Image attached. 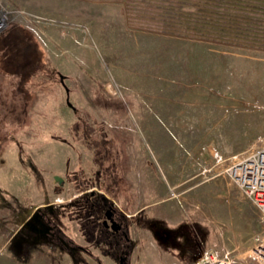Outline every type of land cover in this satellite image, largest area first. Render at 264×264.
<instances>
[{
    "label": "rangeland",
    "instance_id": "rangeland-1",
    "mask_svg": "<svg viewBox=\"0 0 264 264\" xmlns=\"http://www.w3.org/2000/svg\"><path fill=\"white\" fill-rule=\"evenodd\" d=\"M205 3L138 0L128 13L125 0H0V264H114L67 213L86 188L117 208L105 194L117 173L139 191L165 187L202 252L242 259L264 239L227 174L264 143V40L216 41L209 17L195 33ZM234 27L264 38V23ZM35 212L93 257L37 233Z\"/></svg>",
    "mask_w": 264,
    "mask_h": 264
},
{
    "label": "crops",
    "instance_id": "crops-1",
    "mask_svg": "<svg viewBox=\"0 0 264 264\" xmlns=\"http://www.w3.org/2000/svg\"><path fill=\"white\" fill-rule=\"evenodd\" d=\"M112 177V189L105 194L131 220L130 264H195L204 242L197 241L182 210L166 197V188L152 185L151 190L139 191L133 185L124 186V174ZM246 255L235 256L236 264H252Z\"/></svg>",
    "mask_w": 264,
    "mask_h": 264
},
{
    "label": "flooded vegetation",
    "instance_id": "flooded-vegetation-1",
    "mask_svg": "<svg viewBox=\"0 0 264 264\" xmlns=\"http://www.w3.org/2000/svg\"><path fill=\"white\" fill-rule=\"evenodd\" d=\"M102 181L105 183L106 180L103 178ZM100 183L101 181L98 183L99 187L101 186ZM89 189L86 188L83 190L77 196L78 198L73 199L69 203L70 209L67 215L69 214L72 219L75 218L74 220L78 223L80 233L85 241L92 239L95 243L94 246H100V252L110 257L114 264H120V262L127 264L128 257L133 249V242L130 236V221L125 220L119 212V209L104 198L103 195L93 194L91 191L88 192L87 190ZM35 214V219H40L41 223L40 227L34 226V230L37 233L42 232L48 241L68 254L70 253L75 256L78 252V254H84L90 258L93 257V254L86 246L79 243L74 236L65 234L49 216H43V213L41 214L39 212H35ZM53 216L55 217L57 215ZM107 217L112 220L111 225L106 220ZM111 226L113 229H111ZM26 227L32 229L33 223H27ZM90 228L98 230L99 236L97 239L92 237ZM95 262L96 264H101L98 259Z\"/></svg>",
    "mask_w": 264,
    "mask_h": 264
},
{
    "label": "built area",
    "instance_id": "built-area-1",
    "mask_svg": "<svg viewBox=\"0 0 264 264\" xmlns=\"http://www.w3.org/2000/svg\"><path fill=\"white\" fill-rule=\"evenodd\" d=\"M9 23V12L0 8V33ZM227 174L240 189L242 196L257 209L264 223V143L234 157L227 168ZM246 259L252 264H264V239L251 247ZM195 264H236V260L229 253L219 255L213 251H204Z\"/></svg>",
    "mask_w": 264,
    "mask_h": 264
},
{
    "label": "trees",
    "instance_id": "trees-1",
    "mask_svg": "<svg viewBox=\"0 0 264 264\" xmlns=\"http://www.w3.org/2000/svg\"><path fill=\"white\" fill-rule=\"evenodd\" d=\"M173 1H183L184 3H190L191 0H173ZM206 1L204 7H200L197 10V13L191 14L190 16L195 17L196 21L193 28L195 33H204L206 30L209 32V35H213L216 41H222L227 43H235V41H245L243 35L247 36V41L252 42H262V30L254 32L252 34H241L240 31L235 28V24L240 22L243 25L248 23L255 22L258 25L264 23V0H199ZM138 3V0H125V10L130 13L129 10H134V5ZM247 5V17L235 15L236 12H241L245 15L246 10L242 9ZM239 7V8H238ZM240 13V14H241ZM208 15V16H206ZM212 16V17H210ZM238 16V20H235ZM202 17H209L206 22L210 26L205 30L204 26L201 24ZM232 18V19H231ZM194 22L188 21L185 19V26L190 27V24ZM204 24V23H203ZM261 28V26H260ZM206 33V32H205ZM211 36V37H213ZM240 38V39H239ZM24 66V65H23Z\"/></svg>",
    "mask_w": 264,
    "mask_h": 264
},
{
    "label": "water",
    "instance_id": "water-1",
    "mask_svg": "<svg viewBox=\"0 0 264 264\" xmlns=\"http://www.w3.org/2000/svg\"><path fill=\"white\" fill-rule=\"evenodd\" d=\"M59 78H60V82H61V84H62V86H63V85H64V84H63V76L60 75ZM63 87H64V86H63ZM64 88H65V91H66V93H67V88H66V87H64ZM67 104L70 105V104L68 103V101H67ZM106 220L109 222V224L112 223V220H111L110 218L107 217ZM110 225H111V224H110ZM111 229H113L112 226H111ZM120 264H122V262H120ZM123 264H124V263H123Z\"/></svg>",
    "mask_w": 264,
    "mask_h": 264
}]
</instances>
